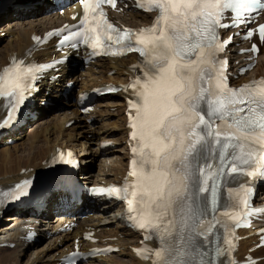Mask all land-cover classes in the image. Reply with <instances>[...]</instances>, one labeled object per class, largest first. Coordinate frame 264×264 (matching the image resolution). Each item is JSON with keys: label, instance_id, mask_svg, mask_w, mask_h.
I'll use <instances>...</instances> for the list:
<instances>
[{"label": "snow or ice", "instance_id": "obj_1", "mask_svg": "<svg viewBox=\"0 0 264 264\" xmlns=\"http://www.w3.org/2000/svg\"><path fill=\"white\" fill-rule=\"evenodd\" d=\"M105 2L116 5V0H80L81 23L87 25L89 12ZM147 4L145 10L157 12L147 28L119 34L110 23L100 31L97 23L65 35L62 43L81 37L95 51L105 46L103 36L108 47L114 43L144 58L143 70L127 86L136 97L129 111L133 179L107 191L126 200L130 219L138 229L150 232L146 239L157 240L145 260L225 264L226 250L222 252L217 233L228 231V221L239 227V217L228 209L248 204L240 193L238 203L228 193L243 187L237 176L256 174L246 173V168L259 167L264 181V80L258 85L228 84L227 60L220 54L232 39L222 38L219 30L248 24L251 31L250 16L264 14V0H147ZM100 16L105 14L101 11ZM111 32L118 33L114 40ZM259 35L264 38V25L259 26ZM22 63H13L0 75V97L11 98V113L33 89L35 68L43 67H21ZM222 183L227 185L223 198ZM78 254L72 252L66 259L74 264Z\"/></svg>", "mask_w": 264, "mask_h": 264}, {"label": "bare ground", "instance_id": "obj_2", "mask_svg": "<svg viewBox=\"0 0 264 264\" xmlns=\"http://www.w3.org/2000/svg\"><path fill=\"white\" fill-rule=\"evenodd\" d=\"M25 1L27 0H17L18 3ZM13 12H16V16L9 15L0 18V23L3 20H10L6 23L9 24L6 26L7 28L3 29L7 31L6 37H2L0 34V70L14 56L30 57L28 50L32 46V38L48 27L63 23L70 15L68 10L64 17L56 12V14L46 16L44 19H22L23 15L19 10ZM124 13L117 16L131 26L151 21V15L148 14L133 10ZM126 15L128 18H124ZM16 26L18 27L16 28ZM50 52L47 49L43 55H50ZM236 52L237 48L232 47L233 61L243 60L244 55L240 56ZM136 60L135 55L123 59H104L89 65L86 70L81 68L80 63L76 68L64 71L63 81L57 84L43 83V87L49 89L50 95L55 99L60 92L64 91L67 81H74V85L78 87L77 94L104 82L115 84L126 82L130 76L131 65ZM257 60V66L240 77L239 81H248L259 75H264V45ZM241 64L237 65L236 62H233L232 69L238 68ZM65 109V111L54 113V115L52 108L37 104L36 110L40 117L33 124L36 126L33 133H23V129H21V132L0 140V185H8L21 177L29 176L41 170L60 149H71L79 152L78 155L86 160V167L82 168V174H85L82 180L84 184L92 183L95 179L92 176L93 167L88 165L90 161L93 164L97 162L96 182H108L125 176L129 154L128 129L126 128L125 108L122 99L115 97L112 101L98 103L91 115L83 114L76 100H71L65 104ZM1 117L0 109V119ZM73 120L74 123L68 126L67 124ZM11 137L15 138V142L7 145L6 141ZM106 140L115 142V146L103 150L101 143ZM60 196L65 197L66 194L60 190L51 193L47 201L49 209L59 201ZM67 198L69 199V197ZM96 201L99 200L96 199ZM55 209L56 212H49L48 216L56 214L57 217H63L69 213V210H64L59 205ZM117 216V212L113 211L109 225L101 227L100 232L108 244L120 247L119 252L108 257H98L84 264H145L135 255L140 246V236L124 229L122 224L117 221ZM19 221L20 218L17 214H8L4 218L0 231V244L11 240L16 242V246L13 249L0 247V264H59L61 257L72 248V238L83 231V229H79L73 234L63 235V242L61 243H57V239H55L54 241H47V245L40 247L25 246L23 242L17 239L16 231L19 227ZM248 233L250 232L243 231V234ZM57 238H61V235ZM252 246L253 244L246 240L242 242L241 249L246 252ZM257 256H264V248L257 251ZM259 264H264V259Z\"/></svg>", "mask_w": 264, "mask_h": 264}, {"label": "rangeland", "instance_id": "obj_3", "mask_svg": "<svg viewBox=\"0 0 264 264\" xmlns=\"http://www.w3.org/2000/svg\"><path fill=\"white\" fill-rule=\"evenodd\" d=\"M47 16V14H46V11H44L43 9H40V10H38L36 13H32V14H29V15H26V16H23L24 18H22V19H25V18H45ZM127 18H128V16H127ZM22 19H20V20H22ZM8 21H10V20H5L4 21V23H7ZM13 23V22H12ZM2 24H0V26H1ZM9 24H6L5 26H1L0 27V34H1V32L2 31H4L3 30V28L4 27H6V26H8ZM15 27V26H14ZM18 26H16V28H17ZM7 28V27H6ZM2 37H6V35L5 36H2ZM57 103H60V101L59 102H57ZM66 103H68V102H66V101H62V103H61V105H55V106H53V112H52V114H54V113H59V112H62V111H65L66 109H65V104ZM65 109V110H64ZM55 115V114H54ZM54 115H52V116H54ZM51 116V117H52ZM33 123L34 122H30L29 124H27L26 126H25V128H24V133H33L34 131H35V128H36V126H34L33 125ZM89 165H91L92 167H93V169H97V162H95L94 164L93 163H89ZM4 219V218H3ZM44 245H46L45 243H44ZM43 244H42V239L35 245V247H39V246H44Z\"/></svg>", "mask_w": 264, "mask_h": 264}]
</instances>
